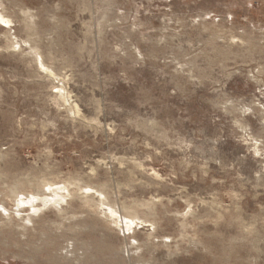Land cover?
Here are the masks:
<instances>
[{"label": "rangeland", "instance_id": "rangeland-1", "mask_svg": "<svg viewBox=\"0 0 264 264\" xmlns=\"http://www.w3.org/2000/svg\"><path fill=\"white\" fill-rule=\"evenodd\" d=\"M0 264H264V0H0Z\"/></svg>", "mask_w": 264, "mask_h": 264}]
</instances>
